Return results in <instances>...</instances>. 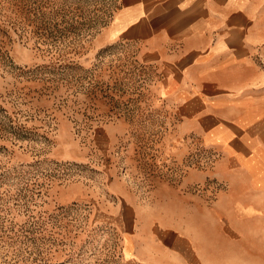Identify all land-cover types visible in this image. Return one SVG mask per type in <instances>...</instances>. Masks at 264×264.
<instances>
[{
    "label": "rangeland",
    "instance_id": "rangeland-1",
    "mask_svg": "<svg viewBox=\"0 0 264 264\" xmlns=\"http://www.w3.org/2000/svg\"><path fill=\"white\" fill-rule=\"evenodd\" d=\"M115 10L0 0V264H131L126 202L145 212L156 183L174 199L187 171L211 163L176 137L146 66L104 37Z\"/></svg>",
    "mask_w": 264,
    "mask_h": 264
},
{
    "label": "crops",
    "instance_id": "crops-1",
    "mask_svg": "<svg viewBox=\"0 0 264 264\" xmlns=\"http://www.w3.org/2000/svg\"><path fill=\"white\" fill-rule=\"evenodd\" d=\"M104 37L146 66L176 137L211 159L179 179L174 199L156 183L145 212L126 202V259L264 264V0H116Z\"/></svg>",
    "mask_w": 264,
    "mask_h": 264
}]
</instances>
